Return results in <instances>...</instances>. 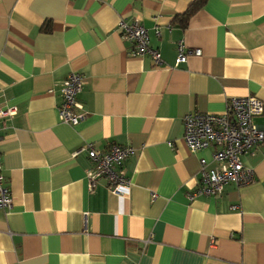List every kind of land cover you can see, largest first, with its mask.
I'll list each match as a JSON object with an SVG mask.
<instances>
[{
	"label": "crops",
	"instance_id": "0c3cea01",
	"mask_svg": "<svg viewBox=\"0 0 264 264\" xmlns=\"http://www.w3.org/2000/svg\"><path fill=\"white\" fill-rule=\"evenodd\" d=\"M193 2L0 0V105L17 108L0 125L13 196L0 210V264H264V146L242 156L252 184L190 201L201 162L219 165L215 148L184 143L189 113L264 102V0H207L183 27ZM121 20L140 21L162 65L131 54ZM181 42L202 56L176 67ZM73 73L85 81L77 126L59 118ZM254 123L264 129V115ZM88 144L137 149L127 196L104 179L89 189Z\"/></svg>",
	"mask_w": 264,
	"mask_h": 264
},
{
	"label": "built area",
	"instance_id": "2783aa9c",
	"mask_svg": "<svg viewBox=\"0 0 264 264\" xmlns=\"http://www.w3.org/2000/svg\"><path fill=\"white\" fill-rule=\"evenodd\" d=\"M119 29L133 45V56H149L156 65L163 64L161 52L150 46L149 31L140 21L127 23L121 20ZM177 53L176 67L186 64L190 56H202V50H189L183 42L179 43ZM84 85L83 77L76 73L71 74L64 82L63 100L59 107L61 122L77 126L85 119L87 112L79 101ZM16 113L17 108L3 110L0 105V125L2 120L13 117ZM262 115L264 102L254 96H247L229 100L224 114L189 113L185 117L184 143L187 148L193 153L215 148L213 160L219 165L208 171L206 160L201 162L200 185L188 196L190 201L199 196L219 197L228 184L247 186L255 181L254 171L243 165L242 156L264 146V129L254 123V119ZM80 151L87 152L93 164L92 171L87 172L90 190L100 179H104L112 194L125 197L130 193L132 181L127 176L125 163L136 155V148L111 144L106 149L98 150L94 145L88 144ZM77 154L78 152L74 156ZM12 206L13 196L6 184L0 157V210H10Z\"/></svg>",
	"mask_w": 264,
	"mask_h": 264
},
{
	"label": "trees",
	"instance_id": "16d2710c",
	"mask_svg": "<svg viewBox=\"0 0 264 264\" xmlns=\"http://www.w3.org/2000/svg\"><path fill=\"white\" fill-rule=\"evenodd\" d=\"M207 0H194V2L191 4L190 8L184 15L177 16V20L183 27H187L189 20L191 17L197 13L200 9L204 7L206 4ZM177 21V22H178Z\"/></svg>",
	"mask_w": 264,
	"mask_h": 264
}]
</instances>
